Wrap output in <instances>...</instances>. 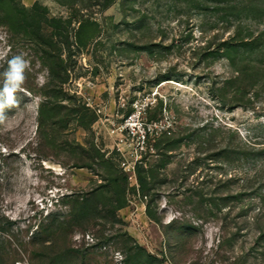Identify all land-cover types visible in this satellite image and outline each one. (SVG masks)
<instances>
[{"label":"rangeland","instance_id":"obj_1","mask_svg":"<svg viewBox=\"0 0 264 264\" xmlns=\"http://www.w3.org/2000/svg\"><path fill=\"white\" fill-rule=\"evenodd\" d=\"M0 38L30 61L0 122V245L18 251L6 264L49 222L51 254L66 238L84 264H264V155L227 151L264 148V0H0ZM224 44L259 72L237 100ZM135 105L141 150L120 126Z\"/></svg>","mask_w":264,"mask_h":264},{"label":"trees","instance_id":"obj_2","mask_svg":"<svg viewBox=\"0 0 264 264\" xmlns=\"http://www.w3.org/2000/svg\"><path fill=\"white\" fill-rule=\"evenodd\" d=\"M12 0H4V6H9L11 5ZM14 9V8H13ZM33 10V9H30ZM30 12V11H28ZM27 33V32H25ZM24 33V34H25ZM50 39V38H49ZM52 39V37H51ZM224 49L227 53V56L229 58V61L232 65H236V59H235V54L234 51L236 52V48H234L233 44H224ZM47 57H52L54 58V56L47 54ZM246 62L243 59H239L238 60V64L235 66L237 68L236 76H233L232 78L228 79L225 83L226 85H235V91H234V99L237 100V92L242 91L243 89H246L248 86H253L255 84V82L257 81V76H259V72L258 69H256L254 66L250 68V70L248 71V66L247 64H245ZM53 64L55 65L54 67L57 70V74L54 76L56 77L57 83L55 85H57V89L53 92L52 96L55 98V100H62L61 97H64V92H63V85L65 83V73L67 70L66 65L63 64L62 60L60 58H56L55 60L53 59ZM51 70V69H50ZM52 71V76H53V70ZM241 79V80H240ZM244 95V91H242V93ZM59 105V104H56ZM64 107V106H63ZM43 108H41L40 113L42 111L43 114ZM95 121V118L91 120V122ZM51 123H54L53 121H50ZM81 123V122H80ZM228 154H232V155H238L240 154L241 156L243 155H258V156H262L264 155V148H261L257 151H253V152H247L245 150H241L240 148H230L229 150L227 149ZM139 171V169H138ZM137 178V182L139 185V188L143 190V188L146 185V179L142 178L141 176H136ZM121 180L123 181V185L127 184V180H126V176L123 175ZM126 186V185H125ZM264 196L261 195V198ZM84 199V198H83ZM83 199H81L80 201H84ZM74 209V208H73ZM150 209H149V205L147 204L146 206V214L149 216L150 215ZM4 219H6V217H4ZM8 225L14 223L12 221H8L7 220ZM42 224V223H41ZM59 225L63 224V221H60L58 223ZM56 227L54 222H49V223H43L40 226V229L38 231H34V233H32L33 235L30 236L28 239L20 241L21 243H19V248L23 251L24 256L22 257L25 261L23 262V264H67V261L69 260H73L75 262V264H84V255L82 253V251L80 249L77 248H72L70 247L69 244H66V238L63 239V242H61V251L60 253H55V254H51L52 250L54 249V247L56 246V240L53 237V233H54V228ZM3 228H0V230H2ZM66 236V235H65ZM64 236V237H65ZM7 243V242H6ZM4 247V248H3ZM48 250V254L43 252V250ZM0 253H4V256L0 255V264H6V261L11 260V262L14 261H18V260H14V256L18 255V251L17 249L14 248H9V246H6L5 243L4 245H0ZM8 251L11 253L9 255ZM12 251V252H11ZM13 258V259H12ZM152 261H156L159 264H163L164 258H157L154 255H150L149 257ZM4 260V261H3Z\"/></svg>","mask_w":264,"mask_h":264},{"label":"clouds","instance_id":"obj_3","mask_svg":"<svg viewBox=\"0 0 264 264\" xmlns=\"http://www.w3.org/2000/svg\"><path fill=\"white\" fill-rule=\"evenodd\" d=\"M2 39V38H0ZM11 51L8 47H0V61L7 63V69L0 75L3 79L0 81V122L5 119L4 110L10 107H16L18 100L16 99L17 91H23L22 85L26 79V70L30 69V61L24 58V54L13 55L11 59H8L9 52ZM38 86H43L47 83V74L41 75L37 79ZM167 207V201L161 204V208ZM175 218L171 210L168 211L165 223H171ZM115 259L121 261L124 259L120 253H116Z\"/></svg>","mask_w":264,"mask_h":264},{"label":"built area","instance_id":"obj_4","mask_svg":"<svg viewBox=\"0 0 264 264\" xmlns=\"http://www.w3.org/2000/svg\"><path fill=\"white\" fill-rule=\"evenodd\" d=\"M135 110L124 117L121 123V129L127 136L136 137V147L140 150L147 146L149 128H145L141 123L139 115L141 114L140 108L135 105ZM100 110L97 112L99 113ZM131 179V176H128Z\"/></svg>","mask_w":264,"mask_h":264}]
</instances>
